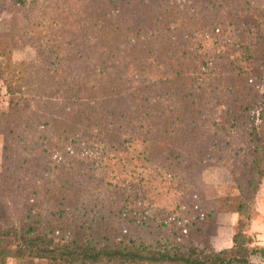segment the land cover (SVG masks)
Returning <instances> with one entry per match:
<instances>
[{
	"label": "trees",
	"instance_id": "obj_1",
	"mask_svg": "<svg viewBox=\"0 0 264 264\" xmlns=\"http://www.w3.org/2000/svg\"><path fill=\"white\" fill-rule=\"evenodd\" d=\"M34 62L0 114V263L264 264V0H0ZM25 30L23 34L21 31ZM17 42V41H16ZM237 190L210 198L202 174ZM235 213L232 246L206 238Z\"/></svg>",
	"mask_w": 264,
	"mask_h": 264
},
{
	"label": "rangeland",
	"instance_id": "obj_2",
	"mask_svg": "<svg viewBox=\"0 0 264 264\" xmlns=\"http://www.w3.org/2000/svg\"><path fill=\"white\" fill-rule=\"evenodd\" d=\"M17 17L10 10H0V35H8L14 39L11 56V62L13 64H20L22 62H34L36 60V51L34 47L17 40V37L19 36L18 26L14 25ZM24 31L25 30H22L21 34H23ZM6 75V58L0 55V114L7 110L9 102L12 99V97L7 93L6 84L4 83V77ZM262 90L264 92V81ZM2 143L3 137L0 136V170L2 162ZM200 181L205 193L210 198L227 197L235 195L237 193L235 184L229 172L224 168L208 169L202 174ZM5 208L6 206L3 203H0V224L5 222L3 215ZM220 214L222 213H219L215 216L214 225L218 219L217 217ZM5 263L17 264V260H15L14 258H8Z\"/></svg>",
	"mask_w": 264,
	"mask_h": 264
},
{
	"label": "crops",
	"instance_id": "obj_3",
	"mask_svg": "<svg viewBox=\"0 0 264 264\" xmlns=\"http://www.w3.org/2000/svg\"><path fill=\"white\" fill-rule=\"evenodd\" d=\"M257 217L252 221L249 234H252L264 246V182L257 197ZM211 234L206 238V243L214 250L231 248L234 226L238 220L235 213H222L217 217Z\"/></svg>",
	"mask_w": 264,
	"mask_h": 264
}]
</instances>
